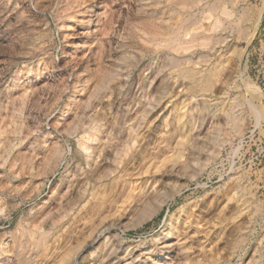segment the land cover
Returning a JSON list of instances; mask_svg holds the SVG:
<instances>
[{
	"label": "rangeland",
	"instance_id": "1",
	"mask_svg": "<svg viewBox=\"0 0 264 264\" xmlns=\"http://www.w3.org/2000/svg\"><path fill=\"white\" fill-rule=\"evenodd\" d=\"M97 1L0 0V264H264V0H220L216 11L202 0L192 13L175 0H105L103 32L64 30ZM157 101L143 123L163 142L128 166L110 202L97 183V214L93 201L82 209L93 173L81 137L103 127L112 160ZM189 115L207 122L191 148ZM84 143L91 166L99 153ZM145 186L162 201L147 215Z\"/></svg>",
	"mask_w": 264,
	"mask_h": 264
},
{
	"label": "bare ground",
	"instance_id": "2",
	"mask_svg": "<svg viewBox=\"0 0 264 264\" xmlns=\"http://www.w3.org/2000/svg\"><path fill=\"white\" fill-rule=\"evenodd\" d=\"M86 1H88V0H86ZM95 1L92 0V2H95ZM219 1L220 0H216L215 2H213L212 4H210V6H209V4H204L203 3L204 8L205 9H208V11L209 10L210 11H216V10H218L220 8L219 5H217L219 3ZM201 2H202V0H175L176 5L179 6L180 8H182V9H184L185 11H188V13H192V10L198 8L199 5L201 4ZM106 4L107 3H106L105 0H103V1L102 0L101 1H97L96 3L93 4V5H95V9L98 11V13H96V11H92V9L94 10V8H86V9L83 8L84 9L83 11L81 9L80 12L76 13L77 15H76L75 21H74V25L75 26L73 27L72 25H70L71 21H69L67 24H65L63 26L65 28L64 30H70V28H71L74 31V34L73 35L75 37L78 36V35L83 36V35H88L89 33L92 34V32L90 31V27H91V25H94L93 26L94 32H97V31H102L103 32L104 29H101L99 27V19H98V16L100 14L99 13V9H101L103 7H106L105 6ZM107 6H108V4H107ZM221 10H222V13L224 15L227 13V11L225 9H221ZM91 13H93V14H91ZM191 17H194V15L190 14V18ZM70 18H73V16H71ZM184 20H183V22H184ZM257 21H259V19ZM257 25H258V22L256 24V27H257ZM211 27L214 30H218L219 29L220 31H225L226 28H227L224 25V23L219 18H216V20L211 24ZM199 28H197V29H199ZM214 30H212V31L214 32ZM181 35H182V31H181V29H178V30H176L173 33V35L171 36V38H168L170 40H168V41L165 40L163 42L165 43L166 46H169L170 45L172 47H175L176 46L175 43L180 39ZM67 36L68 35H66V37ZM214 41H215V43H225V38L223 36H219ZM79 47L80 46L78 44L74 43L72 45V50L73 51L75 50L73 53H75L76 50ZM209 48H211V47H209ZM65 57L66 56L64 55V58ZM69 59H70V57H69ZM197 73H201V72L199 71ZM190 76H191V78L193 77L191 73H190ZM174 93L176 94V92H174ZM158 105H159V101H157V102H150L147 105L143 106L140 120L136 124H130V125H128L127 128L125 129V133H127L128 134V137L130 138L129 145H124V146H122L121 149H119V150L117 149L115 151V154H114L115 156L112 155V156H114L112 158V160H109L110 159L109 158L110 154H108L109 153V148H111V145L112 144L110 142V139L105 136V134H104V128L103 127L99 126L97 128V135L95 133V135H87V136H82L81 137V139L84 140V141L83 142H79V148L85 154V158H86V161L88 162V166L90 168V172L93 173L92 174V177H93L92 178L93 179L92 180L93 181L92 192L89 194L90 199L87 200V202L84 205L82 204L83 205V207H81L82 209L85 208V206L87 205V203H90L91 201H93L94 202V205L97 206L96 207V210L94 211V209H89V211H87V212H91V210H93L94 211L93 214H97L98 211H99L100 204L102 203V198L98 197L97 194H99V193H97V191H95V189L98 187L97 186V183L106 182V191L109 192V194L107 195V198L106 199H109L108 202H110L114 198L113 197V193L115 192V189L117 188V185L120 183V181L123 179V177L127 175L128 166L133 165L134 163H137L139 161H143L144 160V156H143L144 150L147 147H150L152 144L156 143L157 140H158V143L157 144H159V142L160 143L163 142V140H162L163 138H159V139L155 138V133H157V130H156L157 127L156 128L154 127L152 129V128L144 125V123H143V121L147 118L148 114H150L151 112H153L155 110V108L158 107ZM187 119H188L187 123L190 125V128H189L190 138L186 142H187L188 148H191V146L193 145V143L199 137H201L200 136L201 133L204 132V131L206 132V130H207L206 129L207 128L206 127V123L207 122L205 123V120L202 119L201 122L198 123V125L195 127V125H193L194 123H192V117H191V115L187 116ZM144 128H146L145 131H143ZM233 130H234V132L238 133V132H240L241 127L238 124H234ZM174 131H175V129H174ZM118 132L119 133H122V128L121 127H118ZM139 137H140V139H138ZM85 140L87 142L88 141L95 142L96 153H99L98 156H97V158L95 160H92L93 161V164H91V166H90L89 161L92 159V155H91V151L89 150V146L86 143H84ZM109 162H110L109 165L111 167L104 168L103 170H100V167L99 166H101V165L102 166L103 165H106L107 166V163H109ZM201 166L202 165H199L198 168L199 167L201 168ZM171 175H173V174H171ZM90 185H91L90 182H86V185L84 186L83 190L80 191L77 194V197H78L77 198L78 199L77 202H79L82 199L84 200V199L87 198V195H88V192H89L88 186L91 187ZM170 197L172 198L173 195H171ZM149 200H151L150 203H149ZM138 203H144L145 206H148V207L144 208V211H143V214L144 215H147V214L151 213L153 210L160 209V207L162 205V201L158 200L157 195H156V192L154 190L150 191L146 186L143 187L142 192L140 193V195L138 197ZM151 203L154 204V205L152 206ZM98 204H99V207H98ZM70 205H71V207H69V211L71 212V211L74 210L75 202H70ZM101 228H102V226H101ZM104 237H105V234H103V232H101L99 234L93 235V237L91 239V242L84 248V250L86 251L88 248L93 247L96 244H99V242H101V240L104 239ZM171 242L169 240H165L164 242H162L163 244H162L161 250H163V251L165 250L167 252H169L170 250H172L173 244ZM38 243L40 245H42V247L45 246L44 238H40V240L38 241ZM174 250H176V249H173V251ZM83 251H81V253L78 255V257H81L82 256ZM104 254H105L104 261L105 262H109V263L112 262V260H113V258H112L113 257V253H111V252L106 253V251H105ZM148 256L149 257L146 259V261H151V260L153 261V259L150 258L151 255H148ZM165 259H167V257H165ZM169 259H171V258H169ZM146 261L144 260V263L143 264H145ZM163 263H165V262H163Z\"/></svg>",
	"mask_w": 264,
	"mask_h": 264
}]
</instances>
